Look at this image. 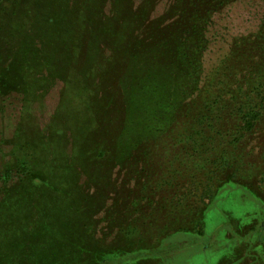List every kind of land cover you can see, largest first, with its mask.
<instances>
[{"label":"trees","instance_id":"16d2710c","mask_svg":"<svg viewBox=\"0 0 264 264\" xmlns=\"http://www.w3.org/2000/svg\"><path fill=\"white\" fill-rule=\"evenodd\" d=\"M163 1L0 0V87L22 101L0 168V264H163L166 240L203 236L230 186L258 209L227 217L215 264H264V17L205 73L213 16L240 0L154 15ZM53 78L39 129L27 93Z\"/></svg>","mask_w":264,"mask_h":264},{"label":"rangeland","instance_id":"374dc122","mask_svg":"<svg viewBox=\"0 0 264 264\" xmlns=\"http://www.w3.org/2000/svg\"><path fill=\"white\" fill-rule=\"evenodd\" d=\"M133 1L137 5L141 0ZM166 7L167 2L164 0L156 7L154 15H159ZM263 17L264 0H240L215 14L207 31L208 47L202 55L205 73L228 50L234 37L254 31ZM39 77L42 76L39 74ZM49 82L48 87L43 83L42 89L30 90L27 93L30 99V113L39 129L46 126L59 100L60 80L53 78ZM5 90L0 87V168L8 159L9 146L5 140L12 136L22 106L19 94L13 91L7 93ZM25 121L26 118L23 122ZM257 209L258 206L251 194L232 186L221 190L217 200L206 213L203 236L191 234L170 236L166 243L168 247L172 243L176 244L177 246L172 248L176 249V252L167 257L163 264H215L229 247L227 217L240 219L244 223L249 218L247 215Z\"/></svg>","mask_w":264,"mask_h":264}]
</instances>
